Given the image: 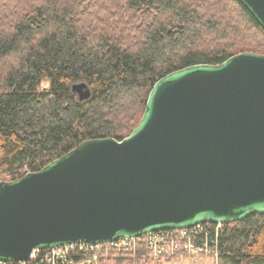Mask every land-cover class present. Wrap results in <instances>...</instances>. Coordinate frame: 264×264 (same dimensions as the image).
Returning <instances> with one entry per match:
<instances>
[{"label": "water", "instance_id": "obj_1", "mask_svg": "<svg viewBox=\"0 0 264 264\" xmlns=\"http://www.w3.org/2000/svg\"><path fill=\"white\" fill-rule=\"evenodd\" d=\"M237 1L264 31V0ZM71 89L90 95L83 82ZM253 213L264 215V55L242 52L158 79L123 139L83 141L0 180V262Z\"/></svg>", "mask_w": 264, "mask_h": 264}, {"label": "trees", "instance_id": "obj_2", "mask_svg": "<svg viewBox=\"0 0 264 264\" xmlns=\"http://www.w3.org/2000/svg\"><path fill=\"white\" fill-rule=\"evenodd\" d=\"M242 52L264 55V31L237 0H0V178L123 139L158 79ZM217 247L218 264H264V215L224 223Z\"/></svg>", "mask_w": 264, "mask_h": 264}, {"label": "built area", "instance_id": "obj_3", "mask_svg": "<svg viewBox=\"0 0 264 264\" xmlns=\"http://www.w3.org/2000/svg\"><path fill=\"white\" fill-rule=\"evenodd\" d=\"M211 225L214 226L216 243L207 230ZM222 229L223 224L200 223L189 228L159 230L103 243H67L45 250H33L24 261L0 264H107L120 258L146 264L174 256L206 257L217 261V238Z\"/></svg>", "mask_w": 264, "mask_h": 264}, {"label": "rangeland", "instance_id": "obj_4", "mask_svg": "<svg viewBox=\"0 0 264 264\" xmlns=\"http://www.w3.org/2000/svg\"><path fill=\"white\" fill-rule=\"evenodd\" d=\"M41 87L46 88L47 83L43 82ZM0 180L2 179L0 178ZM108 264H112V263H108ZM146 264H218V260L216 261L214 259L206 258V257L192 258L189 256H174L171 258L160 260L158 262H149Z\"/></svg>", "mask_w": 264, "mask_h": 264}, {"label": "crops", "instance_id": "obj_5", "mask_svg": "<svg viewBox=\"0 0 264 264\" xmlns=\"http://www.w3.org/2000/svg\"><path fill=\"white\" fill-rule=\"evenodd\" d=\"M109 263H112V262H109ZM108 264V263H107ZM113 264V263H112Z\"/></svg>", "mask_w": 264, "mask_h": 264}]
</instances>
